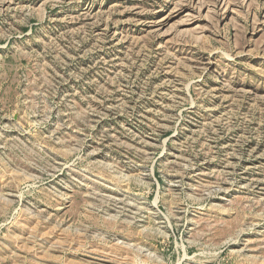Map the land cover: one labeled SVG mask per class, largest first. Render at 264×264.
Listing matches in <instances>:
<instances>
[{"label": "rangeland", "instance_id": "obj_1", "mask_svg": "<svg viewBox=\"0 0 264 264\" xmlns=\"http://www.w3.org/2000/svg\"><path fill=\"white\" fill-rule=\"evenodd\" d=\"M0 264H264V0H0Z\"/></svg>", "mask_w": 264, "mask_h": 264}]
</instances>
